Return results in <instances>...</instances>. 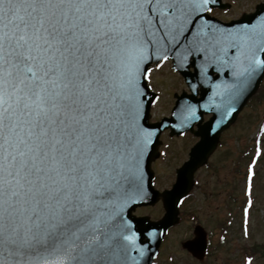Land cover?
Returning <instances> with one entry per match:
<instances>
[{"label":"snow or ice","instance_id":"6c2138e0","mask_svg":"<svg viewBox=\"0 0 264 264\" xmlns=\"http://www.w3.org/2000/svg\"><path fill=\"white\" fill-rule=\"evenodd\" d=\"M217 4L0 0V264H154L167 229L130 211L159 199L144 162L168 120L144 123L160 100L151 65L171 53L183 69L191 57L193 92L215 89L199 107L219 110L227 96L225 117L264 77V3L229 25L207 15ZM218 73L226 78L213 81ZM174 116L184 127L198 106L178 104ZM254 174L250 166L245 235ZM186 195L168 202V214Z\"/></svg>","mask_w":264,"mask_h":264},{"label":"rangeland","instance_id":"374dc122","mask_svg":"<svg viewBox=\"0 0 264 264\" xmlns=\"http://www.w3.org/2000/svg\"><path fill=\"white\" fill-rule=\"evenodd\" d=\"M232 4L230 10L212 14L223 21L241 18L251 13L264 0H225ZM151 85L162 96L153 111V120L168 117L175 105L174 95L188 89L173 72L170 63L156 67ZM264 82L259 93L250 101L248 108L237 123L223 136L221 146L214 153L210 166L198 173L199 184L181 208V222L172 229L163 243V250L156 264H264ZM165 157L154 168L157 173L156 188L169 189L175 182V171L188 159L190 149L198 141L190 134L172 140L164 135ZM257 159H252L256 157ZM254 161V163H253ZM252 163V165H250ZM254 175L253 207L247 217L248 234L245 235L247 183L250 167ZM139 216L162 218L161 204L140 208ZM201 225L209 233V254L199 262L182 248V243L195 239L194 228ZM225 228L226 231H225Z\"/></svg>","mask_w":264,"mask_h":264},{"label":"water","instance_id":"95a60500","mask_svg":"<svg viewBox=\"0 0 264 264\" xmlns=\"http://www.w3.org/2000/svg\"><path fill=\"white\" fill-rule=\"evenodd\" d=\"M222 3L221 0H218L217 7L215 8H225L221 7L220 4ZM224 5V4H223ZM259 6V5H258ZM257 6V8H258ZM256 8V10H257ZM256 12V11H255ZM247 14L243 15L241 19H248L252 17L254 14ZM210 18L213 19L215 23L223 24V25H229L231 23H234L236 21L230 22V23H223L221 21H218L217 19L211 17L209 13L207 14ZM240 20V19H239ZM180 55H184L183 49L179 50ZM191 57L188 58L187 61L184 62V67L183 69H179L176 67L177 59L176 56L169 53V59L168 60H173L174 62V69L179 71L185 78L188 86L190 87L191 83H196L197 82V73L195 67L191 64ZM154 64V63H153ZM193 69L194 71H191ZM226 78L223 74H215L212 76L213 81H219L220 79ZM264 77H257L255 80L254 84L252 87L249 89V91L240 97L238 101H234L233 105L236 107L237 111L233 113L230 117H225L223 116V105L227 103L228 97L224 96L222 98H217V103L221 105V108L219 110L213 109V108H202L199 107L203 103L208 102V97L212 95V92L215 90L211 84H205V85H199L197 88V92L194 93L192 88L191 95L183 94L182 96L178 97V101L176 104V107L173 111V116L171 119L168 120V125L159 128V130L156 133V136L153 138V144L150 145L148 153L145 157V169L149 173V179H153V171L151 169V165L153 161H155L159 156V151H158V146L160 145V136L165 131L166 129H171L172 134L171 135H180L182 132L186 131H193L197 136L201 138L199 143L192 149L190 153V159L184 164L182 168L178 170V177L177 181L174 184L173 188L171 190H167L163 193H160L159 191L155 190L154 187L152 186L150 191L152 193V199H155L156 197H159V199H156L155 203H147V204H140L138 206H135L134 209L130 210L131 211V217L134 218V220L139 224L141 222H145L144 218L145 217H136L134 215V212L138 207L142 206H149V205H155L160 201L162 198L164 208H165V216L160 220V221H146V223L152 224V225H158V231L167 229L166 235L169 231V229L175 225H177L180 221L179 218V207L175 208V214H168V202L172 199H175L176 196H179L182 192H187V195L190 193L193 183H191V180H194V174L195 172L202 166H204L207 162L209 157L212 155V153L215 151V149L218 146L220 136L221 134L228 129L235 121L237 120V117L239 113L242 111L243 107L247 104V102L252 98L257 91L260 88V85L263 81ZM200 90V91H199ZM198 95H200V98H198ZM183 98V99H182ZM183 103H192L196 104L198 106V116L199 119L192 121L190 124L185 125L184 127H177L179 124V120L175 118L174 113L177 108L178 104H183ZM151 104L146 108L145 114H144V123L146 127L150 128H156L160 123L158 124H151L150 123V111L152 108ZM212 113L213 117L208 121L206 124L201 125V122L203 120V115L204 114H209ZM220 119L222 120V123L220 124L219 127L216 125V120ZM199 123V130L194 131L193 126L195 123ZM190 174V175H189ZM165 193H168V196H165ZM186 195V196H187ZM180 206V205H179ZM196 238L192 241H188L183 244L184 248H187L190 252L193 253V255L201 260H203L206 250H207V234L203 230L202 227L198 226L195 231ZM158 237L157 239V255L153 257V261L157 258L159 249L161 246V243L164 239V237ZM147 259V258H145Z\"/></svg>","mask_w":264,"mask_h":264}]
</instances>
